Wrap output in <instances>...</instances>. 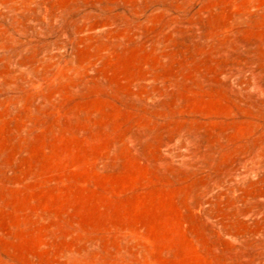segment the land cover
<instances>
[{
    "label": "rangeland",
    "instance_id": "obj_1",
    "mask_svg": "<svg viewBox=\"0 0 264 264\" xmlns=\"http://www.w3.org/2000/svg\"><path fill=\"white\" fill-rule=\"evenodd\" d=\"M0 264H264V0H0Z\"/></svg>",
    "mask_w": 264,
    "mask_h": 264
}]
</instances>
